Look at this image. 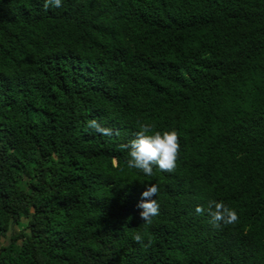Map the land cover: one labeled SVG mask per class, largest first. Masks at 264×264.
<instances>
[{
	"label": "trees",
	"instance_id": "16d2710c",
	"mask_svg": "<svg viewBox=\"0 0 264 264\" xmlns=\"http://www.w3.org/2000/svg\"><path fill=\"white\" fill-rule=\"evenodd\" d=\"M144 122L173 171L127 166ZM0 264H264V0H0Z\"/></svg>",
	"mask_w": 264,
	"mask_h": 264
},
{
	"label": "clouds",
	"instance_id": "9594fccd",
	"mask_svg": "<svg viewBox=\"0 0 264 264\" xmlns=\"http://www.w3.org/2000/svg\"><path fill=\"white\" fill-rule=\"evenodd\" d=\"M46 4L59 8L63 0H46ZM87 126L106 136L112 132L109 127L104 126L97 119L89 120ZM121 147L128 149L129 159L126 163L129 168L140 170L146 176H153L154 166L166 171H173L176 168L180 149L179 133L175 128L154 129L153 125L144 122L139 125L135 137ZM159 191L157 184L148 185L142 193L144 199L138 204V207L142 209L140 215L147 225H151L153 218L160 213V202L157 199ZM209 210L210 222L217 228L222 225L235 224L239 219L237 210L222 201H209ZM195 212L201 214L204 208L197 205ZM134 239L140 242L144 239V235L136 233Z\"/></svg>",
	"mask_w": 264,
	"mask_h": 264
}]
</instances>
